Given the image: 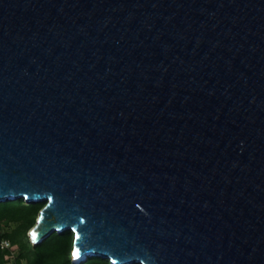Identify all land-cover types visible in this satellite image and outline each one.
<instances>
[{"label": "water", "instance_id": "1", "mask_svg": "<svg viewBox=\"0 0 264 264\" xmlns=\"http://www.w3.org/2000/svg\"><path fill=\"white\" fill-rule=\"evenodd\" d=\"M17 200L73 264H264V0H0Z\"/></svg>", "mask_w": 264, "mask_h": 264}, {"label": "trees", "instance_id": "2", "mask_svg": "<svg viewBox=\"0 0 264 264\" xmlns=\"http://www.w3.org/2000/svg\"><path fill=\"white\" fill-rule=\"evenodd\" d=\"M42 204H24L23 200L0 203V227L16 223L10 234L1 237L10 241L11 248L0 251V264L12 259L14 264H73L70 253L72 236L69 232L61 235L52 234L41 243L30 242L26 231L35 225V215L41 210ZM79 264H110L108 260L89 258Z\"/></svg>", "mask_w": 264, "mask_h": 264}, {"label": "rangeland", "instance_id": "3", "mask_svg": "<svg viewBox=\"0 0 264 264\" xmlns=\"http://www.w3.org/2000/svg\"><path fill=\"white\" fill-rule=\"evenodd\" d=\"M23 203L24 204H32V203H26L25 201H23ZM38 204H42V203H38ZM42 206H43V204H42ZM38 214H39V212L35 215V221H36V219H37V217H38ZM16 223H9L7 226H1L0 227V236L2 235V234H10L15 228H16ZM33 228V227H32ZM30 230H31V228L29 229V230H27L26 231V236L28 237V239H29V241L31 242V240H30V238H29V232H30ZM66 233V232H65ZM70 234H71V236H72V233L71 232H69ZM15 256H16V253L14 252L13 254H12V259H9L8 260V262L6 263V264H14V258H15ZM70 257H71V253H70ZM71 261H72V258H71ZM22 264H24V263H22Z\"/></svg>", "mask_w": 264, "mask_h": 264}, {"label": "built area", "instance_id": "4", "mask_svg": "<svg viewBox=\"0 0 264 264\" xmlns=\"http://www.w3.org/2000/svg\"><path fill=\"white\" fill-rule=\"evenodd\" d=\"M10 248V241L0 236V251H7Z\"/></svg>", "mask_w": 264, "mask_h": 264}, {"label": "snow or ice", "instance_id": "5", "mask_svg": "<svg viewBox=\"0 0 264 264\" xmlns=\"http://www.w3.org/2000/svg\"><path fill=\"white\" fill-rule=\"evenodd\" d=\"M33 238L35 239V233H33ZM74 255H79V252L77 251Z\"/></svg>", "mask_w": 264, "mask_h": 264}]
</instances>
